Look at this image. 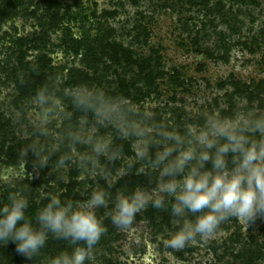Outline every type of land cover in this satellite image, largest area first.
<instances>
[{"label":"rangeland","instance_id":"rangeland-1","mask_svg":"<svg viewBox=\"0 0 264 264\" xmlns=\"http://www.w3.org/2000/svg\"><path fill=\"white\" fill-rule=\"evenodd\" d=\"M79 86L118 102L115 121L75 106L70 93ZM41 87L49 95L43 107L33 103ZM208 110L264 112V0H0V204L13 190L31 204L46 203L48 192L80 203L104 189L108 204L96 214L105 232L90 264H245L249 247L264 251V214L249 223L230 218L208 242L180 249L165 243L177 228L169 210L149 205L126 226L111 222L117 192L156 184L126 125L182 128ZM96 136L127 141L130 152L94 165L86 154ZM140 173L147 188L125 182ZM68 249L49 237L26 257L0 242V264H48Z\"/></svg>","mask_w":264,"mask_h":264},{"label":"clouds","instance_id":"clouds-1","mask_svg":"<svg viewBox=\"0 0 264 264\" xmlns=\"http://www.w3.org/2000/svg\"><path fill=\"white\" fill-rule=\"evenodd\" d=\"M70 95L75 106L92 109L101 122H114L119 113L118 102L87 87H76ZM33 103L41 107L49 103L46 88L35 91ZM124 136L138 158L156 172V184L151 192L141 188L117 192L110 212L114 225L130 224L149 205L169 210L177 228L165 243L180 249L197 238L208 242L230 218L249 223L264 214V112L208 110L182 128L131 122ZM71 139L81 142L78 135ZM87 144L86 157L94 165L120 152L105 136L90 138ZM37 155L40 165L47 166L48 156L43 151ZM42 198L46 203L31 217L28 197L19 190L8 193L0 204V242H12L17 253L31 257L52 237L67 241L70 249L52 256L48 264H90L94 246L105 232L96 209L108 204L109 194L96 189L80 203L62 201L56 192Z\"/></svg>","mask_w":264,"mask_h":264},{"label":"trees","instance_id":"trees-1","mask_svg":"<svg viewBox=\"0 0 264 264\" xmlns=\"http://www.w3.org/2000/svg\"><path fill=\"white\" fill-rule=\"evenodd\" d=\"M113 50H116L115 47H113ZM118 146L120 147V149H122L125 153H129L130 152V147H129V143L127 141H119ZM137 179H139L142 182V185L147 188L148 186V176L146 174H138V175H131L128 178H125V182L129 185H133ZM45 203V202H44ZM44 203H31L29 204V208L27 210V214L31 217H34L35 211L41 207ZM249 245L251 246L252 244L249 243ZM254 249L250 250L249 249L246 250V252L244 251L242 254L247 253V261L245 262V264H264V251L262 250L261 246L262 244H256L253 245ZM252 254H254V256L252 257ZM240 255V254H239ZM236 256H234L235 258ZM242 258V257H241ZM251 258L254 259V261H251ZM263 261V262H262ZM241 262V261H240ZM240 264V263H239ZM243 264V262L241 263Z\"/></svg>","mask_w":264,"mask_h":264}]
</instances>
